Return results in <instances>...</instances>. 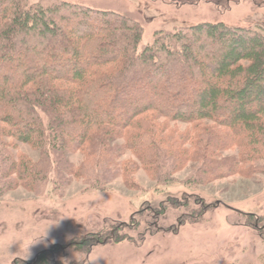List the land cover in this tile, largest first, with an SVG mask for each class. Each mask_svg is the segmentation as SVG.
<instances>
[{
  "label": "rangeland",
  "instance_id": "obj_1",
  "mask_svg": "<svg viewBox=\"0 0 264 264\" xmlns=\"http://www.w3.org/2000/svg\"><path fill=\"white\" fill-rule=\"evenodd\" d=\"M66 1L113 11L139 23L143 28L140 51L161 32L202 23H224L264 34V0ZM238 54L233 53L231 67L253 65L251 59L259 57L263 60L257 64L264 70L263 52L240 58ZM191 70L196 71L194 66ZM259 74L264 83V72ZM189 91V87L177 90L181 95ZM225 112L229 109L218 103L206 115L219 118ZM108 116L121 118L116 109ZM257 117L264 121V113ZM155 118L165 153L151 163L141 161L120 137L106 147L102 140H91L59 154L47 146V159L42 149L6 138L12 155L0 150L1 163L11 164L24 156L39 176L33 181L15 176L18 184L4 193L0 189V264H40L45 253L52 255L49 261L63 264H264V148L251 158L243 157L248 148L242 140L228 142L222 151L211 149L209 160L229 161V168L201 180L208 159L203 158L204 150L199 159L183 163L172 159L166 149L179 146L188 153L198 152L214 135H231L230 125L206 118L194 127ZM141 125L136 124V134L143 133ZM204 128L210 130L208 134L203 135ZM115 229L120 230L111 241ZM85 243L88 252L82 250Z\"/></svg>",
  "mask_w": 264,
  "mask_h": 264
},
{
  "label": "trees",
  "instance_id": "obj_2",
  "mask_svg": "<svg viewBox=\"0 0 264 264\" xmlns=\"http://www.w3.org/2000/svg\"><path fill=\"white\" fill-rule=\"evenodd\" d=\"M0 4V150L5 154L12 155L6 138L49 155L47 146L59 154L91 140H102L106 147L120 137L141 161L151 163L165 153L155 116L194 127L206 118L230 125L231 135H214L198 152L188 153L179 146L166 149L172 159L183 163L199 159L204 150L207 156L203 158L208 159L201 180L229 168V161L209 160L211 149L222 151L228 142L242 140L248 148L243 157L251 158L264 148V121L257 117L264 113V99L251 103V99L264 97V83L258 76L264 70L257 64L263 59L256 57L251 59L253 65L231 67L235 51L238 58L264 53L263 33L202 23L161 32L140 51L142 26L119 13L66 0L33 4L0 0ZM60 13L66 17L60 18ZM169 74L173 80L167 79ZM188 87L185 95L177 92ZM121 98L124 104L119 103ZM218 103L229 112L219 118L206 115ZM113 109L121 116L119 120L108 116ZM137 123H142L139 131L143 133L134 132ZM204 131L203 135L210 130ZM233 166L236 170V161ZM38 172L24 156L11 164L0 161V189L4 193L18 184L15 176L33 181ZM117 230L112 231L111 241L117 238ZM86 244L81 247L88 252ZM44 255L47 260L41 259L40 264H63L49 261L51 254Z\"/></svg>",
  "mask_w": 264,
  "mask_h": 264
}]
</instances>
